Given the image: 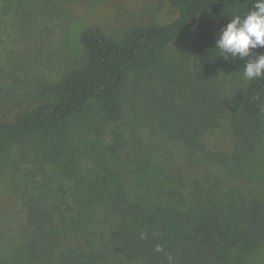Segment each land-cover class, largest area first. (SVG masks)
Segmentation results:
<instances>
[{
	"label": "trees",
	"instance_id": "trees-1",
	"mask_svg": "<svg viewBox=\"0 0 264 264\" xmlns=\"http://www.w3.org/2000/svg\"><path fill=\"white\" fill-rule=\"evenodd\" d=\"M33 1L32 6L38 4L40 12L49 14L69 11L80 2ZM167 1L176 10V17L166 23H131L116 37L95 27H83L78 33V65L55 79L38 80L33 88L37 101L32 106L27 102L28 107L13 118L4 119L0 114V164L16 166L10 163L20 161L27 171L25 179L31 181L24 183L21 194L24 234L0 264L95 263L97 253L92 243L89 245L88 233L82 225L79 229L75 225L76 216L83 224L89 223L76 209L80 191L73 186L74 192L66 196L58 178L73 179V185L80 181L76 174L82 158L79 135L70 136V120L89 111L103 121L123 117L119 92L127 81L139 102H150L155 113L164 115L162 130L174 124L173 132L187 149H201L213 162H238L264 135V77L243 79V66L249 58L226 60L215 47L217 33L231 17L246 15L252 0ZM176 40L187 41L193 77L201 84L188 93L179 91L178 101L166 91L163 98L164 93L152 83L164 49ZM253 53H264V48ZM215 72L230 74L228 91L202 85ZM223 118L228 119L232 133L230 151L205 148L201 141L204 132L219 127ZM52 170L56 180L50 179ZM97 200L103 201L102 210L106 208L118 217L110 230L112 241L147 264H169V255L171 264H233L221 254V247L232 248L236 261L244 259L250 250L264 247V201L254 203L246 225L232 233L234 239L228 242L221 237L225 243L220 244L206 236L203 219L190 224L191 216L185 217L201 213L202 218H208L204 202L196 211L181 212L175 206L149 203L126 189L113 190ZM157 245L163 251H155Z\"/></svg>",
	"mask_w": 264,
	"mask_h": 264
},
{
	"label": "rangeland",
	"instance_id": "rangeland-1",
	"mask_svg": "<svg viewBox=\"0 0 264 264\" xmlns=\"http://www.w3.org/2000/svg\"><path fill=\"white\" fill-rule=\"evenodd\" d=\"M79 1L69 11L49 14L40 12L38 4L32 6L33 0L29 4L0 0V114L4 119L13 118L27 102L32 106L37 101L33 88L38 80L55 79L78 65V33L83 27L116 37L131 23H166L176 17L167 0ZM156 75L153 86L164 93L163 98L166 91L177 101L179 91L188 93L199 84L193 77L187 41L166 46ZM202 85L228 91L230 74L215 72ZM119 100L124 115L115 121L100 120L94 111L70 120L68 131L70 136L79 135L77 145L83 158L76 169L80 181L73 185V179L68 183L58 178L66 196L74 192L73 186L80 191L76 209L89 223L83 224L76 216L75 225L78 229L82 225L88 233L89 245L97 253L94 264H147L110 238L118 217L102 210L103 201L97 199L113 190L126 189L149 203L175 206L181 212L196 211L204 202L209 217L185 215L191 216L190 224L203 219L207 224L203 231L213 243L234 239L232 233L246 225L254 203L264 201V135L238 162L216 163L201 149H187L173 132L174 124L162 130L164 115L155 113L150 102H139L129 81L120 90ZM262 116L264 119V111ZM232 139L228 119L223 118L219 127L204 132L201 141L212 151H230ZM10 164L16 166L0 164V263L24 234L21 194L24 183L31 182L25 179L24 164ZM49 174L50 179H57L53 170ZM231 250L221 247L220 252L233 264H264V247L250 250L238 261Z\"/></svg>",
	"mask_w": 264,
	"mask_h": 264
},
{
	"label": "clouds",
	"instance_id": "clouds-1",
	"mask_svg": "<svg viewBox=\"0 0 264 264\" xmlns=\"http://www.w3.org/2000/svg\"><path fill=\"white\" fill-rule=\"evenodd\" d=\"M215 47L226 60L230 57L240 60L249 58L243 66L244 79L264 77V53H253L254 49L264 48V0H252V7L246 15L231 17L217 33ZM155 251L161 252L163 248L157 245ZM168 260L171 264L170 255Z\"/></svg>",
	"mask_w": 264,
	"mask_h": 264
}]
</instances>
